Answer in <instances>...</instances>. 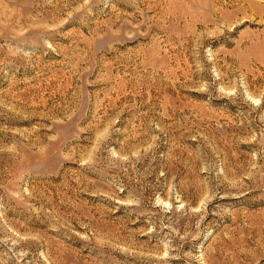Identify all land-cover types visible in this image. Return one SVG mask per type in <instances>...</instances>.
<instances>
[{
    "label": "rangeland",
    "instance_id": "1",
    "mask_svg": "<svg viewBox=\"0 0 264 264\" xmlns=\"http://www.w3.org/2000/svg\"><path fill=\"white\" fill-rule=\"evenodd\" d=\"M0 264H264V0H0Z\"/></svg>",
    "mask_w": 264,
    "mask_h": 264
},
{
    "label": "bare ground",
    "instance_id": "2",
    "mask_svg": "<svg viewBox=\"0 0 264 264\" xmlns=\"http://www.w3.org/2000/svg\"><path fill=\"white\" fill-rule=\"evenodd\" d=\"M247 2V1H246ZM259 13H261V12H259Z\"/></svg>",
    "mask_w": 264,
    "mask_h": 264
}]
</instances>
